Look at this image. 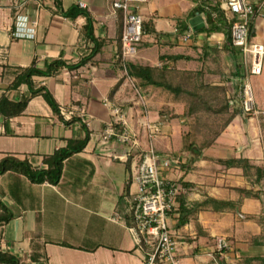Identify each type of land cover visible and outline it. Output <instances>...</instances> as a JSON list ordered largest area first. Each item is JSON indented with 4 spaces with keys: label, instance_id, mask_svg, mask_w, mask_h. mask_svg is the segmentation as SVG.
Masks as SVG:
<instances>
[{
    "label": "crops",
    "instance_id": "1",
    "mask_svg": "<svg viewBox=\"0 0 264 264\" xmlns=\"http://www.w3.org/2000/svg\"><path fill=\"white\" fill-rule=\"evenodd\" d=\"M80 1L86 3L84 9L94 18L96 36L105 38L106 44L93 59L79 68L64 67L51 76L32 77L35 87L45 86L54 95L61 109L66 112L64 117H75L76 121L67 125L42 95L33 97L22 115L10 119L0 117V138L3 139L0 141V158L13 155L22 160L30 159L34 166L46 168L44 157L65 146L67 140L84 138L86 129L90 139L82 151L65 160L58 184L48 181L34 183L25 175L12 171L0 174V197L14 214L9 222L0 226V248L18 256L20 264H146L144 251L137 247L128 230L129 205L125 197L130 188L131 164L138 158L139 150L132 151L122 159L118 155L127 153L125 146L114 140L105 144L101 142L103 129L115 119L105 102L110 101L121 107L130 126L138 129L141 127L140 121L146 116L140 113L142 108L138 104V90L147 101L148 117L151 120L161 119L160 112L164 108L158 109L156 116L153 114L158 106L169 105L173 108L184 104L174 102L171 95L167 102L160 101L163 92L158 88L138 87L134 79L126 74L117 60L120 12L114 11L112 0H61V3L67 9ZM15 5V0H0V97L7 93L11 99H18L30 91L25 82L8 89L14 80L11 68L34 65L43 70L50 62L59 59L67 64H75L89 54L93 45L82 35L86 17H66L59 11L54 0H30L27 10L33 16L37 15L39 20L36 38H14L11 30L17 10ZM199 5L198 2L192 5L186 24L182 27L188 25V29L196 31L190 20L199 14L192 15ZM139 10L144 22H150L146 28L151 31L145 32L133 61L159 65L161 54H185L197 58L200 54L195 53L194 49L201 53V47L206 44L216 45L221 42L219 47H222L225 42L223 33H214L208 37L204 32H195L192 40L184 43L179 37L184 32L175 33L176 27L170 30L157 27L156 9L151 3L141 4ZM263 17L258 15L253 19L256 31V36L252 38L254 42L264 43ZM181 28H178L179 31ZM214 39H217L216 42ZM196 62L195 59L179 60L176 65L184 69V63ZM259 76L256 85L264 89V73ZM118 82H121L118 89L111 95ZM241 116H236L216 143L206 150L207 155H236L253 160V156L246 154L242 146L238 147L239 154H214L213 147L229 134H226L227 131L231 130L232 133L233 122ZM167 121L163 136L156 138L157 149L161 153L171 154L184 151L189 159V151L182 149L183 130L176 123ZM168 136H177L180 139L179 146H175V142L169 140ZM141 140L145 147L147 139L142 130ZM209 164L210 161L198 160L189 169L180 167L166 172L170 178L195 184L187 193L189 204L202 201L206 195L237 200L240 195L234 189L236 187L262 189L261 186L250 184L241 168L226 169L221 165V169L217 170L237 173L239 180L244 183L231 184L232 187L229 184L219 186L215 178L211 181L209 177L217 171ZM252 199L255 198H243L242 212L245 202ZM229 218L242 221L233 211L201 210L198 222L204 233L198 235L194 219L177 229L176 219L172 217L171 225L180 234H184L183 237L191 244V248L183 253L182 263L225 264V253L219 252L217 246L220 239H228L224 233H218L217 224ZM231 226L234 228L233 224Z\"/></svg>",
    "mask_w": 264,
    "mask_h": 264
},
{
    "label": "trees",
    "instance_id": "2",
    "mask_svg": "<svg viewBox=\"0 0 264 264\" xmlns=\"http://www.w3.org/2000/svg\"><path fill=\"white\" fill-rule=\"evenodd\" d=\"M54 1L59 11L66 17L71 19H76L79 16L86 17V24L82 29V35L85 40L93 43L90 52L80 62L75 64H67L64 60L59 59L50 62L47 68L43 70L38 69L34 65L27 68H11L14 72V80L8 89L15 88L25 82L30 91L18 99H11L9 94L4 93L0 97L1 118L10 119L22 115L29 101L33 97L42 95L67 125L76 121L75 117L66 119L64 117L65 115L61 112V107L50 90L45 86L35 87L32 77L34 75L51 76L64 67H68L69 69L79 68L87 61L93 59L101 51L102 47L106 44V39L96 36L94 18L89 11L80 7L79 4H72L67 9H64L61 0ZM196 13L204 17L205 25L195 32H204L208 37L214 33H223L225 42L222 47L206 44L201 47V54L197 58L185 54H161L159 56L161 65L143 64L133 60L128 61L126 63L127 75L134 79L138 87H153L168 92L174 102H182L184 104L182 112L183 118L193 119L192 128L185 132L182 137V149L190 153L188 161L181 166L182 168L189 169L192 163L198 160L214 162L226 169L232 167L241 168L244 177L250 184L262 187L264 182V165H260L245 156L213 157L206 154V150L216 143L218 137L232 123L234 118L238 115H243L245 111L242 104H238L233 96H228V87L224 83H214L206 80L204 65L208 59L214 58V56L217 58V56H221L222 52H228L234 61V67L229 78L236 90L240 89L244 82L246 69L243 64L241 51L232 43L231 26L235 18H228L226 16L225 11L221 7V2L219 0H207L204 4L196 6L192 15ZM213 13L217 15L213 16ZM15 15L16 13H14V17ZM147 24H150V22H144L145 32L151 31L150 28H146ZM14 25L12 26V30L14 29ZM187 26L182 27L179 34L187 31ZM249 27V35L252 40L256 36L253 20L250 22ZM118 29V51L121 52L123 31L122 13L119 16ZM194 59L200 60L203 63L200 69H181L176 65L179 60L190 61ZM117 60L121 63V59L118 58ZM120 83L118 82L113 87L111 95L115 93ZM160 114V120L163 122L178 116L175 112L167 111V109H162ZM213 119L214 121H211ZM260 125L264 131V114L260 116ZM89 139L90 133L86 129L84 138H71L67 140L65 146L58 148L52 154L44 157V163L47 164L46 168L34 166L30 159L22 160L13 155H6L0 158V174L12 171L25 175L34 183L48 181L53 184H58L62 178L65 160L74 153L82 151L87 146ZM182 182L188 187V191L195 186V184L190 182L183 180ZM234 189L240 195V198L237 200H224L206 195L202 201L189 204L187 194L180 195L177 199L178 208L172 214V217L176 219V228L179 229L190 222L191 219H194L198 235L203 234L204 232L198 222V213L203 209H213L216 211L229 210L236 213L242 220L254 218L260 223H263V216H248L241 209L243 198L245 197L262 200L261 189L255 190L254 188L247 187H236ZM176 213L177 216H174ZM127 214L130 219L129 225H131L133 223L132 214L128 210ZM12 217H14L13 212L0 197V226L9 222ZM252 243L262 245L264 241L255 237ZM217 257L220 259V256ZM249 260L264 262V256L250 258ZM0 264H20V258L0 248Z\"/></svg>",
    "mask_w": 264,
    "mask_h": 264
},
{
    "label": "built area",
    "instance_id": "3",
    "mask_svg": "<svg viewBox=\"0 0 264 264\" xmlns=\"http://www.w3.org/2000/svg\"><path fill=\"white\" fill-rule=\"evenodd\" d=\"M30 0H15L17 12L14 18V29L11 35L19 39H34L39 24L38 16H33L27 10ZM148 0H112L111 5L115 12L122 13V50L117 52L126 74V63L135 58L138 46L144 38V17L140 6ZM204 4L207 0H197ZM221 7L228 18H235L231 26L233 45L241 51L242 60L246 69V76L241 86V103L246 113L255 111L254 92L250 82V75L264 73V43L250 39V22L258 15H264V0H219ZM85 8L86 3L79 2ZM213 13V16H216ZM205 21V19H204ZM175 33L179 32L176 27ZM194 30L189 28L181 34L180 40L184 43L192 40ZM219 42V41H218ZM221 43V42H220ZM218 43V44H220ZM221 45V44H220ZM248 56H250L249 59ZM250 60V63H249ZM138 104L145 108L146 116L140 121V129L130 126L122 108L110 101L105 104L111 109L115 119L107 124L100 134L102 143L116 141L127 148V153L118 155L124 159L132 151H138V158L131 164L129 191L126 199L133 223L128 225L136 245L145 254L146 264H183L182 256L191 244L172 225V214L178 208L177 199L188 193V187L178 178L173 179L166 172L179 169L184 163L186 152L161 153L155 144L161 134L164 122L151 120L148 117L147 103L138 90ZM62 114H66L61 109ZM141 130L145 133L147 143L142 145ZM230 248V243L222 238L217 249L224 252Z\"/></svg>",
    "mask_w": 264,
    "mask_h": 264
},
{
    "label": "rangeland",
    "instance_id": "4",
    "mask_svg": "<svg viewBox=\"0 0 264 264\" xmlns=\"http://www.w3.org/2000/svg\"><path fill=\"white\" fill-rule=\"evenodd\" d=\"M196 2L198 1L149 0V3L146 2L143 4L148 5L151 3V5L155 7L156 17L158 18V28L170 30L175 27L181 28L182 26H184V24H186L187 17L190 14L189 9L193 4H196ZM216 40L214 39L215 42ZM220 44L216 43V45L218 46ZM194 48L198 47L195 46ZM194 51L195 53H198V55L201 54L198 52V49H194ZM249 58L250 56H248L247 59ZM202 66L203 63L200 60H197L196 63H184L182 68L196 70L200 69ZM204 66L206 72V80L214 83H224V85L228 87V96H233L235 100H237L238 104H242L240 95L241 87L239 86L240 89L236 90V88H234V84L231 83L229 78L234 67L233 57L228 52H222L221 56H217V58L214 56V58L212 57L211 59H208L207 63H205ZM259 77V75H250V82L254 92L255 111L250 113L245 112L241 117H238L237 120L233 122L232 133L231 130L227 131L226 134H229L222 137L221 141H219L220 143L213 147L215 155H225L227 154V152L228 154L231 152L239 154L238 147L242 146L244 147L246 154L249 153L253 156V160L255 162H258L260 165H264V131L262 130L260 125V116L264 114V89L261 85H256V80L258 81ZM157 90L163 92V94L160 95L159 100L167 102L170 98V94L162 89ZM146 107L149 110V107ZM141 108L142 110L140 113L146 115L144 109L145 107L141 105ZM160 108H164L165 110L170 109V111L178 114L176 119L174 118L171 121H167L168 123H176L178 126H180L181 130H183L184 133L192 128L191 126L193 123V119H186L182 116L184 105L178 104L173 108H171V106L169 105H165V107L158 106L153 112L155 116L158 114V109ZM150 109H152L151 106ZM182 118L184 119L183 121ZM211 121H214V119ZM162 133L163 130L159 136H163ZM176 137L177 136H168L169 140H173V142H175V146H179L180 139ZM1 140L3 139L0 138V141ZM187 159L188 155H186L185 157V162ZM202 164L206 165L205 162H202ZM213 164L217 163L211 162V165H209L211 167H215L216 170L221 169L220 165L216 166ZM182 165L183 163L181 164V166ZM218 171L219 170H217L214 174H211L209 177H211V181L215 178L214 181L216 184H219V186L229 184L230 187H232L231 184L242 185L244 183L242 180H239V174L237 173L221 170L219 172ZM261 191L262 200L252 199L250 202H245L243 213L247 214L248 216L264 217V182ZM127 193L125 194V197L127 196ZM126 201L128 200L126 199ZM231 224H233L234 228L231 226ZM217 230L220 235L224 233L225 236H227L228 241L230 242V248L224 251L226 256V258L224 257L225 264H264V262H261L259 260H249L250 258L264 256V244L256 245L252 243L255 237L259 238L261 241H264V222L260 223L259 221H257V219L254 218H248L242 221H237L229 218L220 221V223L217 224ZM182 236H184V234Z\"/></svg>",
    "mask_w": 264,
    "mask_h": 264
},
{
    "label": "water",
    "instance_id": "5",
    "mask_svg": "<svg viewBox=\"0 0 264 264\" xmlns=\"http://www.w3.org/2000/svg\"><path fill=\"white\" fill-rule=\"evenodd\" d=\"M190 24L194 29H199L204 26L203 18L200 14H197L196 17L190 20Z\"/></svg>",
    "mask_w": 264,
    "mask_h": 264
}]
</instances>
